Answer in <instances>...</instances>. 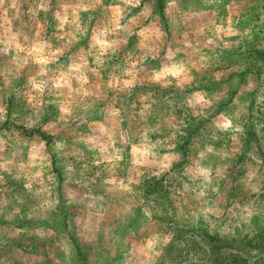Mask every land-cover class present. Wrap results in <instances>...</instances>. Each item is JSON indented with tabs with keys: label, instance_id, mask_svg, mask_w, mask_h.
<instances>
[{
	"label": "rangeland",
	"instance_id": "rangeland-1",
	"mask_svg": "<svg viewBox=\"0 0 264 264\" xmlns=\"http://www.w3.org/2000/svg\"><path fill=\"white\" fill-rule=\"evenodd\" d=\"M36 1L0 0V264H264V0H150L109 57L70 54L94 0Z\"/></svg>",
	"mask_w": 264,
	"mask_h": 264
},
{
	"label": "crops",
	"instance_id": "crops-1",
	"mask_svg": "<svg viewBox=\"0 0 264 264\" xmlns=\"http://www.w3.org/2000/svg\"><path fill=\"white\" fill-rule=\"evenodd\" d=\"M62 1V0H61ZM94 9H91L92 12L90 13H85V16L87 15V17L84 18V20L82 21L84 24L86 25V27L88 28V34L87 35H81L80 37H76L75 40H71L69 39V41L72 42V48L70 49V54L71 57L76 56L75 53L79 52V51H86L88 50L87 44H91V40L92 43L95 44V39H98L104 44V46L100 47L102 49H100V52L102 54H104V57H109V43H110V33H109V26L111 25H119V24H129L130 21L133 19L135 22H137L135 19V17L138 18L137 16L138 12H136L137 10H149L150 13L153 14H158L157 12H161L162 8H160L158 6V4L156 3H150V0H94ZM173 1L172 0H167L163 3V7H164V12H166L165 7L169 8L171 7V3ZM67 3V2H66ZM36 4V12L38 14H40V16H46L45 13H47L49 10V15H52L51 18L53 19H47V20H41L43 25H53V26H58L59 24H61V18H60V13H61V7L59 6V2L55 4V2L53 1V3L47 2L46 0H37L35 2ZM59 6V7H58ZM151 7V8H150ZM49 8V9H47ZM88 8V7H87ZM153 8V9H152ZM173 8V7H172ZM183 8V7H182ZM184 10V9H182ZM182 13V11H180ZM178 12H176L177 14ZM173 13L171 12V17L167 19V24L165 25V32L168 35V37H170V40H174L176 38L182 37V36H186L185 33H180V34H173L171 32V28L172 26L177 23L180 22L182 25L185 23V19L183 16V13L180 15V18H173ZM139 15V14H138ZM159 15H161V13H159ZM55 16V17H54ZM141 18V17H140ZM164 19V18H163ZM23 20V19H22ZM40 20H36V19H30V18H24L25 21V25H27L28 27H32L33 25H38ZM51 20V21H50ZM21 21V20H20ZM98 22L100 23V29L97 28V24ZM64 25H66L64 28L66 31V33L70 32V28L77 24V21L73 20V16L71 18H66L63 20ZM145 22H137V26L140 27L144 24ZM17 25V22H12V25ZM56 26V27H57ZM92 31L94 32H99L96 35L92 34ZM89 35V37H88ZM128 37V35H126ZM135 37H128V41H132V39H134ZM104 48V50H103ZM78 49V50H77ZM117 57L119 58V56L123 53H116ZM137 56V55H136ZM75 70L74 73H78L81 70L80 66H76L75 65ZM86 68V67H85ZM89 68L91 69V72H100L101 74H103V72H105V70H103L101 67H97V66H92L89 65ZM88 68V69H89ZM71 68H68V70H70ZM67 70V71H68ZM64 71V70H63ZM119 72H124L125 71V65H123L121 68L118 69ZM72 72V71H71ZM142 85H137L135 88L139 89L141 88ZM127 102L130 101L129 98H126ZM132 102H137V100L133 97V101Z\"/></svg>",
	"mask_w": 264,
	"mask_h": 264
},
{
	"label": "trees",
	"instance_id": "trees-1",
	"mask_svg": "<svg viewBox=\"0 0 264 264\" xmlns=\"http://www.w3.org/2000/svg\"><path fill=\"white\" fill-rule=\"evenodd\" d=\"M248 136L245 140L246 146H247V150L250 148V146H248L250 144V141H252V129L248 130L247 132ZM72 238H74V235H71ZM249 235H246L244 237L241 238V240L238 242L237 240L233 239H226V238H221L219 236H214V235H209L204 233V241L206 243V246L208 248V258L211 259L214 256H216L217 254L223 252V251H236V252H240L241 253V262H248L251 263V260L247 257L248 255L246 253H249V247H248V243L247 241L249 240L248 238ZM264 242V241H262ZM261 242V243H262ZM245 250H247L248 252H246ZM264 253V251H263ZM263 255L261 254L260 257H262ZM208 260V259H207ZM208 264V262L206 263ZM237 264V263H236Z\"/></svg>",
	"mask_w": 264,
	"mask_h": 264
}]
</instances>
